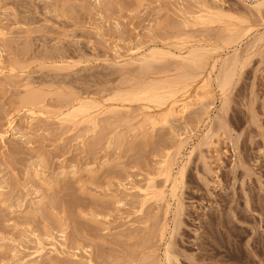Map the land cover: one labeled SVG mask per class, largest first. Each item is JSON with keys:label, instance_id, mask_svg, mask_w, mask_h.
Instances as JSON below:
<instances>
[{"label": "rangeland", "instance_id": "obj_1", "mask_svg": "<svg viewBox=\"0 0 264 264\" xmlns=\"http://www.w3.org/2000/svg\"><path fill=\"white\" fill-rule=\"evenodd\" d=\"M263 35L264 0H0V264H264Z\"/></svg>", "mask_w": 264, "mask_h": 264}, {"label": "bare ground", "instance_id": "obj_2", "mask_svg": "<svg viewBox=\"0 0 264 264\" xmlns=\"http://www.w3.org/2000/svg\"><path fill=\"white\" fill-rule=\"evenodd\" d=\"M261 5V4H260ZM258 8V7H257ZM206 11V10H205ZM205 14V13H204ZM216 14V13H215ZM203 16V15H202ZM202 16H200V17H202ZM207 16V15H206ZM217 16V15H216ZM223 17H224V15H222ZM199 16H198V18H200ZM208 17H210V16H208ZM207 17V18H208ZM212 17V16H211ZM203 18V17H202ZM213 18V17H212ZM215 18V17H214ZM217 18V17H216ZM208 20H209V18H208ZM214 20V19H213ZM212 20V21H213ZM230 20H232V19H230ZM209 21H211V19L209 20ZM234 21V20H233ZM240 23V22H239ZM206 24V23H205ZM241 24V23H240ZM222 25V24H221ZM232 28H234L233 26H232ZM239 32L237 33V34H239L240 35V33H242L243 35H244V33L243 32H245L244 30H242V31H240V30H238ZM247 32H249V31H247ZM246 32V33H247ZM236 34V35H237ZM236 35H234V36H236ZM233 36V37H234ZM240 36H242V35H240ZM231 37V36H230ZM239 37V36H238ZM261 37V36H260ZM259 37V38H260ZM262 37H264V35L262 36ZM241 38V37H240ZM236 39H238V38H236ZM229 40V39H228ZM235 40V39H234ZM258 40V39H257ZM231 41V40H230ZM259 41H260V39H259ZM224 43H225V41H224ZM254 43H255V41H254ZM257 43V42H256ZM253 44V43H252ZM172 47V46H171ZM252 47V46H251ZM262 49V48H261ZM154 50V49H153ZM209 51V50H208ZM213 51H215L216 52V50H213ZM156 52H158V50H156ZM211 52V51H210ZM159 53V52H158ZM158 53H156V54H158ZM202 53L201 51L199 52V51H189V53H188V57L187 58H183V59H185V60H187L190 64L188 65L187 64V66H189V67H192V69L193 68H197V67H200V65H201V63H202V57L203 56H201L200 54ZM213 53V52H212ZM179 54V53H178ZM159 55V54H158ZM165 55H167V54H165ZM165 55H163V56H165ZM186 55V54H185ZM184 55V56H185ZM209 55V54H208ZM168 56V55H167ZM172 56V55H171ZM183 56V57H184ZM162 57V56H161ZM166 57V56H165ZM170 57V56H169ZM210 57V56H209ZM240 57V56H239ZM206 58V57H205ZM240 59V58H239ZM138 60V59H137ZM141 64H143L142 65V67H144V69H146L147 70V68L149 69V64H151V62L150 61H155V56L153 55V53L152 54H148V55H143L139 60H138ZM205 61H207V60H205ZM135 63H138L137 61L135 62ZM204 64V63H203ZM214 64V63H213ZM222 67H221V71H220V73H219V75L217 76V78L215 79L214 78V82H218L216 85L218 86V90H220L221 91V93H222V95H223V97L225 98L226 96H224L225 94H224V92H225V90L228 88V86L229 85H231L230 83L232 82V80L234 79V77H235V75L237 74L236 72H237V69H238V67H243L244 68V64L243 65H241V63H240V61L239 60H237L236 58L235 59H230V61L229 60H226L225 58H224V61L222 62ZM185 66V65H184ZM202 66H204V65H201V67ZM221 66V65H220ZM211 67V66H210ZM185 68V67H184ZM205 68V67H204ZM212 68V67H211ZM190 69V68H189ZM191 69V70H192ZM240 69V68H239ZM239 69H238V71H239ZM142 70V69H141ZM150 70V69H149ZM182 70V69H181ZM194 70V69H193ZM193 70H192V72H193ZM196 70H198V69H195L194 71L195 72H198L199 70H201V69H199L198 71H196ZM212 70V69H211ZM242 70V69H241ZM144 72H145V70H143ZM142 71V73H144ZM190 71V70H189ZM192 72H190V73H192ZM189 74V73H188ZM193 74V73H192ZM200 74V73H199ZM181 75H183V74H181ZM181 75H179L180 76V78L182 77ZM198 75V74H197ZM142 76V75H141ZM179 76H177V78L179 77ZM184 76H186V75H183V77ZM216 76H214V77H216ZM208 77V76H207ZM179 79V78H178ZM182 79H184V78H182ZM186 79H188V78H186ZM195 79H197L196 77H195ZM216 80V81H215ZM163 81V80H162ZM192 81V80H191ZM204 81V80H203ZM154 83H156V82H154ZM154 83H152L154 86H155V84ZM176 83V82H175ZM184 83V82H183ZM209 83V82H208ZM152 84H151V87H152ZM157 84V83H156ZM139 85V84H138ZM145 85H146V83H145ZM194 85V84H193ZM203 85V84H202ZM207 82H205V84L203 85V87H201V88H207ZM149 86L147 87V86H143V87H141L140 89H141V91H140V95H139V97L141 96V95H143L144 97L145 96H148V98L150 97V99H146V101L148 102V100L150 101L152 98V101H154V102H156V100L155 99H158L157 101H159V98L160 97H162V98H164L163 96H159L158 95V97H157V95H151V94H153V93H151L150 91H149ZM165 88H167V87H165ZM183 88V87H182ZM152 90H153V88H151ZM168 89V88H167ZM176 89V88H175ZM132 90V89H131ZM182 90V89H181ZM207 90V89H206ZM166 91V90H165ZM164 91V92H165ZM184 91V90H183ZM186 91V90H185ZM198 91V90H197ZM204 91V90H203ZM220 91H219V93H220ZM36 93H37V91H35ZM132 92H133V90H132ZM150 92V93H149ZM154 92V91H153ZM167 92V91H166ZM170 92V91H169ZM178 92H179V90H178ZM201 92V91H200ZM199 92V93H200ZM35 93V94H36ZM155 93V92H154ZM221 93H220V95H221ZM226 93V92H225ZM195 94V93H194ZM136 95V94H135ZM138 95H137V100L138 99H140V98H138ZM168 95V94H167ZM175 95H176V93H175ZM192 95V94H191ZM196 95H197V93H196ZM221 95V96H222ZM36 96V95H35ZM166 96V95H165ZM174 96V95H173ZM177 96V95H176ZM184 96V95H183ZM24 97H26L25 95H24ZM131 97H133V96H131ZM136 97V96H135ZM194 97V96H193ZM223 97L221 98V99H223ZM38 98V97H37ZM41 98V97H40ZM39 98V99H40ZM134 98V97H133ZM146 98V97H145ZM161 98V99H162ZM127 99V98H126ZM136 99V98H135ZM142 99V98H141ZM165 99V98H164ZM23 100V99H22ZM35 100V102L37 103V100L35 99V97H34V94H29L28 93V95H27V97L26 98H24V105H27V104H29V106H30V104L31 103H33V101ZM167 100V99H166ZM227 100V99H226ZM122 101V100H121ZM136 101V100H135ZM134 101V102H135ZM142 101H145V99L144 100H142ZM151 101V102H152ZM222 101V100H221ZM34 102V103H35ZM160 102V101H159ZM163 102V101H162ZM222 102H224V101H222ZM34 103H33V105H34ZM128 103H129V101H128ZM131 103H132V101H131ZM188 103V102H187ZM38 104V103H37ZM89 104L91 105V103L89 102ZM95 104V103H94ZM32 105V106H33ZM83 104H81V106H82ZM99 105V104H98ZM180 105V104H179ZM79 106H80V104H79ZM81 106L79 107V108H81ZM164 106V105H163ZM183 107V109L187 106V104L185 103L184 105H182ZM78 107V106H77ZM91 107V106H90ZM96 107V106H95ZM94 107V108H95ZM188 107V106H187ZM186 107V108H187ZM83 108V107H82ZM87 108V107H86ZM86 108H85V110H86ZM93 108V107H92ZM185 108V109H186ZM222 108V107H221ZM73 109H77V108H73ZM88 109H89V107H88ZM87 109V110H88ZM96 109H98V108H96ZM100 109V108H99ZM145 109H147V108H145ZM79 110V109H78ZM78 110H76V112L78 111ZM91 110H93V109H91ZM222 110V109H221ZM80 111V110H79ZM79 111H78V113H79ZM89 111H90V109H89ZM88 111V112H89ZM182 111V110H181ZM186 111V110H185ZM77 113V114H78ZM80 113H82L81 111H80ZM84 113V112H83ZM82 113V114H83ZM68 114V113H67ZM73 114V113H72ZM171 114V113H170ZM169 114V115H170ZM63 115H65V114H63ZM71 114H69V116H70ZM78 115H81V114H78ZM168 115V116H169ZM177 115V114H176ZM67 116V115H66ZM75 117H77V115H74ZM90 116V115H89ZM93 116V115H92ZM88 116H86L85 118H87ZM78 118V117H77ZM92 118V117H91ZM65 120V119H64ZM74 120H75V118H74ZM85 120V119H84ZM149 120V119H148ZM151 120H153V119H151ZM69 121V120H68ZM72 121H73V119H72ZM88 121V120H87ZM154 121V120H153ZM71 122V121H70ZM82 122V121H81ZM154 122H156V121H154ZM154 122H152V124H155ZM164 122H166V121H164ZM80 123V122H79ZM150 123H151V121H150ZM165 124V123H164ZM75 125V124H74ZM156 125V124H155ZM153 127H155V126H153ZM165 161V160H164ZM170 162V161H169ZM169 166H170V164H169ZM168 168H170V167H168ZM167 168V169H168ZM170 170V169H169ZM168 170V171H169ZM184 170V169H183ZM179 173V177L180 178H182L183 177V172L182 171H180V172H178ZM167 178V177H166ZM177 178H175V180H176ZM168 180V179H167ZM174 180V181H175ZM178 181V180H177ZM179 183V182H178ZM175 184H176V181H175ZM170 185V184H169ZM164 194V193H163ZM176 195V194H175ZM157 196V195H156ZM160 196V195H159ZM174 197V196H173ZM169 248V247H168ZM168 252H169V250H168ZM168 252H166L165 253V259H167V261L169 262L170 261V259L172 258H170V254L168 253Z\"/></svg>", "mask_w": 264, "mask_h": 264}]
</instances>
